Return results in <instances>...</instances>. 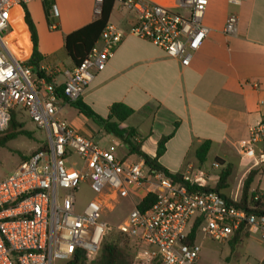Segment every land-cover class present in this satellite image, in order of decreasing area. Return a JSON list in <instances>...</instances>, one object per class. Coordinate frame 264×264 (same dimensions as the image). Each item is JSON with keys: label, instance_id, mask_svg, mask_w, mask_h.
Segmentation results:
<instances>
[{"label": "built area", "instance_id": "built-area-1", "mask_svg": "<svg viewBox=\"0 0 264 264\" xmlns=\"http://www.w3.org/2000/svg\"><path fill=\"white\" fill-rule=\"evenodd\" d=\"M35 1L45 0H0V132L8 129L13 112L20 109L48 138L44 149L21 162L10 177L0 178V264H60L78 252L94 260L112 230L103 217L127 198L134 209L117 232L130 240L135 264H195L204 241L229 243L242 225L264 241V217L248 214L217 192L201 191L211 180L203 170L191 168L182 174L189 187L175 184L141 158L121 159L101 149L59 117L58 90L71 103L81 99L95 76L105 70L124 34L108 24L101 40L59 87L36 76L27 67L29 57L17 58L23 38L13 24L14 13ZM209 1L114 3L135 13L132 35L189 67L211 32L203 22ZM227 2L240 7L243 0ZM104 3L95 0L98 19ZM52 17H59L56 5ZM238 23V16L230 14L225 34L236 35ZM40 69L49 77L51 71ZM241 149L264 174V119L249 130ZM213 167L221 166L214 163ZM85 182L94 198L78 211L76 193ZM149 195L155 202L139 209ZM259 196L264 193L256 199Z\"/></svg>", "mask_w": 264, "mask_h": 264}, {"label": "crops", "instance_id": "crops-1", "mask_svg": "<svg viewBox=\"0 0 264 264\" xmlns=\"http://www.w3.org/2000/svg\"><path fill=\"white\" fill-rule=\"evenodd\" d=\"M153 1L172 4V0ZM53 5L57 6L58 18L52 17ZM94 9L95 0H45L26 6L39 38L41 66L51 71L49 77L59 87L75 68L64 48L65 36L97 21ZM47 14L56 28L49 27ZM230 14L239 19L233 36L224 32ZM24 16L23 8L16 9L13 24L22 38H28L30 58L32 43ZM135 21V13L113 5L108 24L123 33L124 39L105 70L86 87L81 100L103 118L109 116L115 103L131 107L134 114L121 128L135 129L143 152L152 158L159 141L171 136L158 161L173 174H184L197 166L198 148L211 142L207 161L219 160L222 168L231 167L224 194L239 202L249 174L261 170L255 159L242 154L241 145L249 138V130L264 119V0H243L240 7L227 0H210L203 22L211 32L189 67L132 35ZM59 109V117L81 134L95 140L96 134L104 132L64 100H59ZM116 148L111 152L121 159H139L130 156L123 144ZM252 190L264 193V174L255 176ZM225 245L231 255L239 256V264H264V241L257 233L247 230L234 248ZM201 261L200 255L195 264Z\"/></svg>", "mask_w": 264, "mask_h": 264}, {"label": "trees", "instance_id": "trees-1", "mask_svg": "<svg viewBox=\"0 0 264 264\" xmlns=\"http://www.w3.org/2000/svg\"><path fill=\"white\" fill-rule=\"evenodd\" d=\"M114 4V0H105L101 18L84 28L65 36L64 48L75 67H78L83 62L90 51L101 40L102 34L108 25L109 17ZM23 9L25 12V24L28 27L32 43V53L27 61V67H29L32 72L35 73V75L39 78L44 77L46 78L47 82H53L52 78L46 77L45 73L40 69L41 63L43 62V56L39 52V38L37 30L30 17V14L26 10V6L23 7ZM47 16L49 27L53 28L54 22L49 19L48 14ZM58 98L60 100H64L85 117L102 127L107 134L116 137L127 148L130 156L136 155L139 158L143 159L146 165H148L150 168L164 172L166 176L172 179L175 184L188 186V184L183 181V175L181 173H170L159 164L158 160L165 153L166 144L171 136L163 137L159 141L156 157L152 158L145 152H143L142 142L138 140L139 133L135 129L121 128V124L127 121L134 114V110L131 107L123 103H115L110 108L109 116L107 118H103L96 114L92 110V108L86 105L81 99L76 102H69L62 94L61 89L58 90ZM19 136L31 137V133L24 131L23 125L21 123H18L15 111L12 114L8 129L5 132H0V150L5 148L8 142L17 139ZM44 148L45 144L41 146V148H39L35 153ZM210 150L211 142H205L198 148L196 156L200 165H204L206 163ZM35 153H33V155ZM27 159L28 158L23 157V161ZM217 162L220 166H223V163L221 161L217 160ZM231 173L232 169L230 166L222 168L218 177L217 186L214 189L207 187L206 189H201V191L217 192L225 199L233 202L224 194V191L229 188V179ZM257 174H263L262 170L252 171L249 174L243 185L241 200L237 203H233L238 208L244 209L248 214L256 215L258 217H264V196H259L256 199L260 191L252 190V184ZM154 202L155 197L149 195L141 201L139 209H148ZM196 231L197 228L195 227L193 229V238L196 234ZM246 231V226L242 225L241 228L235 233L232 240L229 242V245L234 248V245L239 243ZM66 264H135V262L130 240L128 239V237L118 233V235H115V237H109L107 234L98 252V255L94 260L88 261L83 252H78L74 259L67 262Z\"/></svg>", "mask_w": 264, "mask_h": 264}, {"label": "rangeland", "instance_id": "rangeland-1", "mask_svg": "<svg viewBox=\"0 0 264 264\" xmlns=\"http://www.w3.org/2000/svg\"><path fill=\"white\" fill-rule=\"evenodd\" d=\"M21 45V52L18 54L17 58L19 60H25L30 53L27 37L23 38ZM73 109L72 111H74ZM69 116H71L70 113ZM16 117L18 123L23 125L24 131L31 133V137L19 136L17 139L8 142L7 146L0 150V178L3 179L10 177L14 173L15 169L23 161V157L28 158L33 155V153L46 144L48 140L46 132L40 130L37 125L32 122L26 111L18 109L16 111ZM99 128L103 130L102 127L97 125L98 130ZM95 137L97 145L101 149L109 152L116 150V146L122 144L116 137L107 134L106 131L96 134ZM121 150L125 151L124 149ZM76 162L78 161L76 160ZM214 163H218L217 160L206 161L204 165L197 164V166L193 167V170H203L207 177L211 178V180L208 181V185L212 189L217 186L218 177L222 170V167H213ZM76 198V207L78 211L83 210L88 202L94 198V193L91 191L88 182L81 184L80 189L76 193ZM233 198L237 199L235 196H233ZM133 209L134 203L131 198L123 199L111 213L103 217V221L112 229L108 234L109 237L118 235L117 228L125 222ZM206 243H210L212 246L205 245ZM202 247V252L200 254L202 261L198 264H239V256L235 253L231 255V249L228 245L208 240L202 243ZM228 257L230 258L229 260L227 259ZM66 263L67 262H62L60 264Z\"/></svg>", "mask_w": 264, "mask_h": 264}]
</instances>
